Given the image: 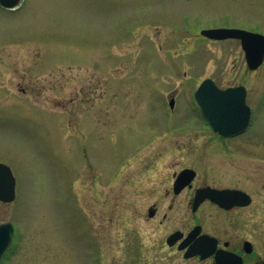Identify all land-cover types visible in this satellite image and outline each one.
<instances>
[{
	"label": "rangeland",
	"instance_id": "374dc122",
	"mask_svg": "<svg viewBox=\"0 0 264 264\" xmlns=\"http://www.w3.org/2000/svg\"><path fill=\"white\" fill-rule=\"evenodd\" d=\"M23 2L0 8V162L18 194L0 203V224L17 227L2 264H206L167 245L196 225L262 264L264 63L250 70L239 41L201 31L264 35V0ZM205 79L246 87L252 120L239 138L217 137L201 117ZM185 168L252 206L193 213V195L173 193Z\"/></svg>",
	"mask_w": 264,
	"mask_h": 264
},
{
	"label": "water",
	"instance_id": "95a60500",
	"mask_svg": "<svg viewBox=\"0 0 264 264\" xmlns=\"http://www.w3.org/2000/svg\"><path fill=\"white\" fill-rule=\"evenodd\" d=\"M21 0H0V5L6 8H13L19 5ZM202 34L214 40L238 39L241 41L242 49L245 52L246 60L250 69L255 70L264 62V36L258 33H252L241 29H210L202 31ZM246 91L244 87L228 89L226 91L218 90L212 80H205L196 92V100L201 108L202 114L210 123L212 128L225 137H234L243 133L249 125L251 111L245 102ZM171 108L174 107V101L170 102ZM196 173L191 169L182 171L175 183L176 193L180 192L186 185L193 181ZM15 180L9 166L0 163V201H13L15 198ZM218 203L226 209L235 206H245L250 203L249 196L239 190H199L194 200L193 211L206 200ZM155 209L149 211V216L155 215ZM12 227L9 224L0 227V257L9 244ZM200 233V227H196L182 245L180 249L189 246L185 257H192L200 254L202 258L212 255L217 247V240L207 235L196 239ZM182 234L176 232L169 239L170 246L174 245ZM5 240V241H4ZM244 250L251 253L253 247L250 242L244 243ZM215 264H243L241 256L218 251L215 255Z\"/></svg>",
	"mask_w": 264,
	"mask_h": 264
},
{
	"label": "flooded vegetation",
	"instance_id": "af4514ba",
	"mask_svg": "<svg viewBox=\"0 0 264 264\" xmlns=\"http://www.w3.org/2000/svg\"><path fill=\"white\" fill-rule=\"evenodd\" d=\"M230 87H235V86H230ZM226 88H229V87H226ZM210 130L212 131V129L210 128ZM215 135L217 136V137H219V138H221V139H223V140H233V139H236V138H239L240 136H238V137H234V138H224V137H222V136H220L219 134H217V133H215ZM243 135V134H242ZM241 135V136H242ZM197 178V177H196ZM195 178V179H196ZM173 185H174V182H173ZM16 187H17V181H16ZM207 187H211V188H213V189H218V190H223V189H230V188H227V187H219V186H216V185H209V184H207V183H202V184H198L197 185V183L195 182V180L192 182V183H190L186 188H184L180 193H178V194H176L175 193V191H174V188H173V193L176 195V196H179V195H182V194H184L185 192L186 193H189V194H192L193 195V198H194V196H195V194H196V192H197V190H199V189H204V188H207ZM16 192H17V190H16ZM168 194H170V193H168ZM16 195H17V193H16ZM16 198H18V196L16 197ZM16 198H15V200H16ZM192 198V199H193ZM253 202H254V200H253V198H252V203L250 204V206H248V207H251L252 206V204H253ZM1 203V202H0ZM205 203H209V204H211L213 207H215L216 209H217V211H219V212H221V213H228V212H230V211H232V210H235V209H239V208H233V209H230V210H227V209H224V208H221V207H219L217 204H214V203H212V202H210V201H205L202 205H204ZM3 204H7V203H3ZM9 204V203H8ZM11 204H13V202L11 203ZM201 205V206H202ZM200 206V207H201ZM248 207H245V208H248ZM199 226H201L202 227V225H199ZM202 230H203V228H202ZM203 232V231H202ZM214 237H216V236H214ZM217 239H218V245H217V250H219V249H223V250H227V251H230V252H235L233 249H232V245H233V239H221V238H219V237H216ZM178 245H179V243H178ZM178 245H177V247H178ZM12 246V245H11ZM244 258V257H243ZM193 260V259H195V260H198V261H202V262H206V264H214V262H215V255H213V256H210V257H208V258H206V259H201V257H199V256H196V257H192V258H190V259H188V260ZM0 264H2V262L0 263ZM244 264H245V259H244Z\"/></svg>",
	"mask_w": 264,
	"mask_h": 264
}]
</instances>
